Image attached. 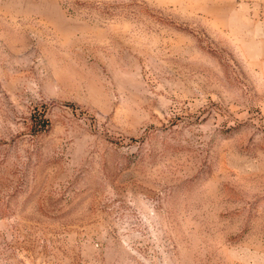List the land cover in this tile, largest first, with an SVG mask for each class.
<instances>
[{"label": "rangeland", "instance_id": "374dc122", "mask_svg": "<svg viewBox=\"0 0 264 264\" xmlns=\"http://www.w3.org/2000/svg\"><path fill=\"white\" fill-rule=\"evenodd\" d=\"M0 264H264V0H0Z\"/></svg>", "mask_w": 264, "mask_h": 264}, {"label": "trees", "instance_id": "16d2710c", "mask_svg": "<svg viewBox=\"0 0 264 264\" xmlns=\"http://www.w3.org/2000/svg\"><path fill=\"white\" fill-rule=\"evenodd\" d=\"M43 123H47V121H44Z\"/></svg>", "mask_w": 264, "mask_h": 264}]
</instances>
